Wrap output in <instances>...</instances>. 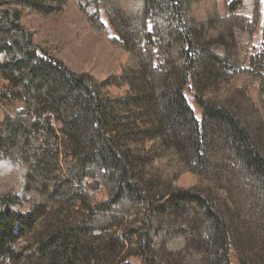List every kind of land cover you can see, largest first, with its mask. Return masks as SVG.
<instances>
[{"label": "trees", "instance_id": "16d2710c", "mask_svg": "<svg viewBox=\"0 0 264 264\" xmlns=\"http://www.w3.org/2000/svg\"><path fill=\"white\" fill-rule=\"evenodd\" d=\"M115 1L78 3L99 30L88 6L105 3L128 54L98 80L36 44L17 8L66 0H0V264H264V116L246 88L258 82L264 110V0L251 19L243 0L223 14L216 0H139L129 18ZM258 23L240 59L238 32ZM186 171L204 185L178 186Z\"/></svg>", "mask_w": 264, "mask_h": 264}, {"label": "rangeland", "instance_id": "374dc122", "mask_svg": "<svg viewBox=\"0 0 264 264\" xmlns=\"http://www.w3.org/2000/svg\"><path fill=\"white\" fill-rule=\"evenodd\" d=\"M80 0H66L65 6L53 14H40L31 8L18 6L22 12V23L26 29L32 33L33 41L46 48V50L60 57L63 62L75 72H85L98 80H103L111 75H119L123 64L127 61V52L119 45L113 43L112 38L116 33L109 24L105 3L99 5L97 9L88 7L92 12L97 13V19L101 23V30L91 26L86 14L79 8ZM116 3H109V6H119L124 16L129 18L130 12L138 7L139 0H116ZM217 10L220 14L224 13V0H216ZM252 0H243V12L252 18ZM111 13V12H110ZM261 40L260 23L257 24L251 35L246 32H238V52L239 58L244 59L247 55L255 53L259 49ZM242 68H245L243 66ZM244 75L233 77L232 83L241 86L245 82ZM247 91L253 99L257 108L264 116L257 95V81L247 82ZM106 92L111 96H120L126 93V86L109 85ZM185 97L194 111L197 119L200 118L199 109L192 101L190 84L184 89ZM3 113L0 110V117ZM3 169V168H2ZM18 174L14 173V177ZM175 183L181 187H191L194 185H204V182L190 171L178 175ZM91 200L101 201L105 198L103 189L93 191ZM231 263L234 264V256L229 255ZM129 262L139 264L138 259L131 258Z\"/></svg>", "mask_w": 264, "mask_h": 264}, {"label": "water", "instance_id": "95a60500", "mask_svg": "<svg viewBox=\"0 0 264 264\" xmlns=\"http://www.w3.org/2000/svg\"><path fill=\"white\" fill-rule=\"evenodd\" d=\"M2 120H3V116H2V118L0 117V127H1V124H2Z\"/></svg>", "mask_w": 264, "mask_h": 264}]
</instances>
